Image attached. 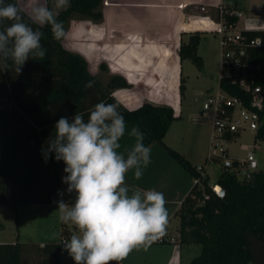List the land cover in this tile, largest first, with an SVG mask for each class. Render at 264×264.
<instances>
[{
    "label": "trees",
    "instance_id": "obj_1",
    "mask_svg": "<svg viewBox=\"0 0 264 264\" xmlns=\"http://www.w3.org/2000/svg\"><path fill=\"white\" fill-rule=\"evenodd\" d=\"M5 2L19 6L17 0ZM103 2L70 0V6L60 12L58 19L65 30L73 16L102 21ZM224 9L233 10L228 6ZM226 17L229 23L237 22L236 17ZM41 30L45 34L41 43L47 49L43 60L29 59L19 74L11 67L0 71V205L9 206L15 213L28 205H56L54 201L60 199L57 193L61 190L65 165L54 156L45 162L41 153L42 145L54 134L55 123L61 117L71 118L76 112L84 113L87 119L88 109L101 100L118 103L129 128L138 124L146 134V146L161 144L197 181L176 213L180 221V244L202 248L201 254L189 264H264V171L254 169L239 177L223 168L216 185L225 195H217L210 187L209 177L203 176L204 167L194 166L164 143L173 122L181 118L180 114L176 115L170 106L150 102L136 109L125 107L115 97L117 91L132 88L123 76L110 74L109 80L103 83L90 72L83 56L65 48L63 39L52 38L50 27ZM202 34L196 32L187 42L181 41V64L190 59L199 68L203 67L198 55ZM248 35L252 39L264 38L260 32ZM253 55V62L260 63L264 71V48L254 50ZM101 70L108 68L102 64ZM89 80H95V86L85 89L84 84ZM221 85L231 94L241 95L239 88L229 86L223 79ZM175 88L171 96L161 95L167 98L168 104L170 101L173 104L171 98L177 99L179 95L182 100L185 96L186 80L182 71L179 94ZM259 114L261 125L255 140L264 143V109L259 110ZM122 143L131 141L125 136ZM71 234L64 228L62 240ZM60 260L61 244L57 242L43 246L19 242L0 244V264H61Z\"/></svg>",
    "mask_w": 264,
    "mask_h": 264
},
{
    "label": "clouds",
    "instance_id": "obj_2",
    "mask_svg": "<svg viewBox=\"0 0 264 264\" xmlns=\"http://www.w3.org/2000/svg\"><path fill=\"white\" fill-rule=\"evenodd\" d=\"M70 0H25L24 7L0 0V71L11 67L17 74L29 59L43 60L47 49L41 30L50 27L56 41L66 36L60 12ZM27 17V18H25ZM35 26V27H33ZM95 86V80L84 84ZM41 153L63 161L58 190V219L74 231L62 240L74 264H119L134 250L151 246L165 234L169 214L162 192L129 185V172L139 180L150 164V146L138 124L129 128L118 103L103 100L85 114L61 117ZM127 136L130 144L122 143ZM65 194H75L65 202ZM56 235V234H53Z\"/></svg>",
    "mask_w": 264,
    "mask_h": 264
},
{
    "label": "rangeland",
    "instance_id": "obj_3",
    "mask_svg": "<svg viewBox=\"0 0 264 264\" xmlns=\"http://www.w3.org/2000/svg\"><path fill=\"white\" fill-rule=\"evenodd\" d=\"M131 1L133 0H104L100 9L103 13L102 21H92L87 18L73 16L66 27V36L63 38V45L74 53H80L88 62L89 70L100 81L106 83L110 77L109 69L101 70V65L105 64L103 59L107 55L112 41L117 37L112 35L114 40H110L108 29L117 22L118 28L134 26L144 20L143 16L129 14L123 12L131 11ZM227 6L233 10L241 11L248 15L261 14L264 11V0H225ZM20 7H24L25 0H17ZM51 6V0H49ZM187 17L199 21L197 26L189 25L186 20L183 22V28L188 27L187 33L175 25L173 28L172 15H166L164 24L166 36L160 42L170 48H177L179 39L187 42L190 35L200 32L201 42L198 49V55L203 60V67L199 68L192 60L186 59L182 63L183 77L186 80V92L184 98L172 99L170 107L177 109L181 118L173 122L168 131L164 143L171 149L182 154L196 167H204L205 174L209 177V184L214 185L217 177L223 171V161L210 160L211 147L213 144V129L210 124L205 122L201 117L203 104L207 99L216 95L219 90V80L222 77L221 69V49L219 45V37L209 28L213 27V23L206 18L215 20L217 14L215 11L202 12L200 8L191 7L186 11ZM190 16V17H189ZM118 20V21H117ZM181 21V20H179ZM204 22V23H202ZM112 24V25H111ZM146 22H142L145 27ZM178 25V24H177ZM180 25H182L180 23ZM199 28V30H198ZM206 28L208 32L202 31ZM126 30V29H125ZM170 30V31H171ZM196 30V31H195ZM100 32L101 37H98ZM123 29L119 33V37H123ZM169 34V35H168ZM122 35V36H121ZM171 35V36H170ZM121 38V39H122ZM124 44L133 45L131 40H120ZM107 66V65H106ZM108 68V67H107ZM124 73V72H123ZM125 74V73H124ZM126 75V74H125ZM127 76V75H126ZM140 91H128L126 94H137L141 99L139 103L154 102L156 105H167V98L163 99L161 95H148L144 86ZM144 90V91H143ZM135 95V94H134ZM148 95V96H147ZM169 96L170 94H165ZM121 98V93L118 95ZM171 96V95H170ZM180 97V96H179ZM155 98V99H154ZM160 98V99H158ZM152 100V101H150ZM144 101V102H143ZM176 103V104H175ZM167 105V106H169ZM255 134L253 132H244L228 144V153L230 158L244 160L247 153L253 150V141ZM151 162L143 171L141 179L136 180L133 174L129 172L126 182L129 185L137 186L142 189L154 188L162 192L166 199V207L169 214V222L167 225L169 236L180 237L177 231L180 221L176 217L179 209V201L185 198L195 183V179L185 170V168L174 159L169 152L159 143L152 145ZM256 167L252 165L249 171H264V143L261 142L260 149L255 152ZM67 185L62 183V190ZM75 194H65L63 199L65 202H71ZM69 197V199H68ZM57 204L42 206L28 205L21 207L17 213L13 212L9 206L0 205V221L3 227L0 228V244H12L19 242L24 245H45L51 242L62 243L64 228H68L71 232L74 229L70 225L62 224L58 219ZM56 234V235H53ZM177 236H176V235ZM163 240H160L162 242ZM177 241V240H176ZM157 244H160L156 241ZM161 245V244H160ZM184 247L181 264H189L194 258L201 254L200 245H188ZM187 248V249H186ZM156 247L150 249L134 250L123 260V264H151L149 258L157 255ZM61 264H74L73 259L63 250L61 244Z\"/></svg>",
    "mask_w": 264,
    "mask_h": 264
},
{
    "label": "crops",
    "instance_id": "obj_4",
    "mask_svg": "<svg viewBox=\"0 0 264 264\" xmlns=\"http://www.w3.org/2000/svg\"><path fill=\"white\" fill-rule=\"evenodd\" d=\"M226 6L227 4L225 0L131 1V11L123 13L141 15L144 18L142 22H146L147 25L143 27L142 22H139L138 25L135 24L134 26L118 28L116 22L114 25L111 24L112 26H110L108 29V36L110 40H114V38L111 37L112 35L117 37V40L112 41V43L109 44L110 48L106 50L108 54L105 55L103 61L106 63L111 74L123 76L132 85L131 89L117 91L115 93V97L125 107L129 109H136L142 105V103H139L141 99L139 97L138 99L135 98L137 97L136 93H134L135 95L130 93L126 94V92L130 90L140 91V88L144 86V90L148 92L149 96H159L171 94L173 92L172 89L176 87L175 89L179 94V83L182 71V64L179 57V48L183 38L179 39L180 41L176 49L172 47L169 48L168 46L165 48V44L160 42V40H163L166 36V30L171 32V35L173 31L171 29L165 30L164 24L166 22V15H172V29H174L176 25L181 27L184 33H187L189 32V25H193L194 27L198 25L197 23H200L199 21L192 19L193 16L189 19H186L188 16L186 13L187 9L191 7H197L200 8L202 12H212L217 11L219 7L224 8ZM184 20H186V23L188 24V27L186 28H183ZM180 23L182 25H180ZM122 29L124 32L123 37L125 38L118 36ZM97 35L98 37H101L100 32ZM121 38L124 39V41L131 40L133 45L131 46L124 44L122 41H120L122 40ZM80 55L82 56V54ZM120 93L121 98L118 96ZM177 99H180L179 95ZM150 103L154 104V100ZM130 105L132 107H129ZM173 109L175 110L176 115H178L179 111L175 108ZM150 148H152V145ZM64 175L65 174H63L62 177ZM183 200L184 198L179 201V209ZM178 229L179 228L177 227V231ZM167 231L168 228H166L165 234L156 240L161 245L157 244L155 241L146 249L147 251L150 249V247H156L157 249L156 251L158 254L149 258L151 264H181L184 247L189 246L181 245L179 238L175 236H169ZM171 238H175L177 243H171ZM160 240H163V242H160ZM113 264H116V262H113ZM119 264H123V262L121 261Z\"/></svg>",
    "mask_w": 264,
    "mask_h": 264
},
{
    "label": "built area",
    "instance_id": "obj_5",
    "mask_svg": "<svg viewBox=\"0 0 264 264\" xmlns=\"http://www.w3.org/2000/svg\"><path fill=\"white\" fill-rule=\"evenodd\" d=\"M216 14L215 20L209 17L205 19L213 23L212 28H206L219 37L222 69L219 90L204 102L201 112L202 119L213 129V144L208 159L222 160L224 169L244 177L249 167L256 163L255 152L260 149L262 142L255 140V136L261 125L259 110L264 109V83H258L260 80L264 82V71L260 63L253 62V51L264 48V38L260 36L252 39L248 34H264V11L248 15L238 10L226 12L223 7H219ZM227 15L236 17L237 22L229 23ZM206 28L202 31L208 32ZM222 79L229 86L239 88L241 95H233L225 89L221 85ZM244 132L255 134L253 150L247 153L244 160L230 158L228 144ZM210 187L217 195L223 191L216 183ZM170 242L177 243L175 238H171Z\"/></svg>",
    "mask_w": 264,
    "mask_h": 264
},
{
    "label": "water",
    "instance_id": "obj_6",
    "mask_svg": "<svg viewBox=\"0 0 264 264\" xmlns=\"http://www.w3.org/2000/svg\"><path fill=\"white\" fill-rule=\"evenodd\" d=\"M255 166H256V163H253V167H255ZM224 195H225V191L223 190V191H221L220 196L223 197Z\"/></svg>",
    "mask_w": 264,
    "mask_h": 264
}]
</instances>
